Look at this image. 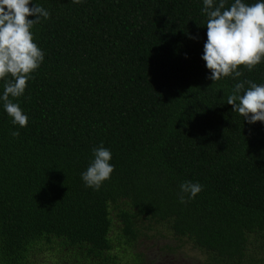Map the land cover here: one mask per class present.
Returning a JSON list of instances; mask_svg holds the SVG:
<instances>
[{
  "label": "trees",
  "instance_id": "obj_1",
  "mask_svg": "<svg viewBox=\"0 0 264 264\" xmlns=\"http://www.w3.org/2000/svg\"><path fill=\"white\" fill-rule=\"evenodd\" d=\"M37 2L51 16L18 101L27 127L0 104V261L142 264L154 229L205 264H264V122L227 103L237 82L264 83V63L208 79L203 0ZM101 144L115 170L95 190L81 173ZM184 181L204 187L181 203Z\"/></svg>",
  "mask_w": 264,
  "mask_h": 264
},
{
  "label": "clouds",
  "instance_id": "obj_2",
  "mask_svg": "<svg viewBox=\"0 0 264 264\" xmlns=\"http://www.w3.org/2000/svg\"><path fill=\"white\" fill-rule=\"evenodd\" d=\"M82 0H73L81 3ZM201 13L206 16L207 39L202 59L210 70L208 79L217 82L225 77L243 76L244 66L252 71L264 63V0H203ZM51 13L37 0H0V104L13 125L27 127L28 114L20 106L28 82L45 60V52L35 39V27ZM32 17V18H30ZM247 85V87H246ZM227 103L250 124L264 122V83L237 82L227 96ZM19 130L11 132L19 136ZM112 151L101 144L92 149V159L81 173L86 187L99 190L111 178L115 165ZM199 182L179 185L181 203L194 199L202 190ZM0 264H3L0 261Z\"/></svg>",
  "mask_w": 264,
  "mask_h": 264
},
{
  "label": "rangeland",
  "instance_id": "obj_3",
  "mask_svg": "<svg viewBox=\"0 0 264 264\" xmlns=\"http://www.w3.org/2000/svg\"><path fill=\"white\" fill-rule=\"evenodd\" d=\"M167 238L160 236L157 230H150L147 235L138 238L133 251L143 256L142 264H156L157 260L162 258L161 254L166 251L165 245L169 244L171 251H167L166 254L173 260L172 263L167 260V264H202L203 256L198 250L189 246H180L178 241L169 242Z\"/></svg>",
  "mask_w": 264,
  "mask_h": 264
},
{
  "label": "flooded vegetation",
  "instance_id": "obj_4",
  "mask_svg": "<svg viewBox=\"0 0 264 264\" xmlns=\"http://www.w3.org/2000/svg\"><path fill=\"white\" fill-rule=\"evenodd\" d=\"M167 251H171V249L170 250L166 249V251H164L163 254H161L162 258L157 260L156 264H167V260L171 261V263H172L173 259L169 255L166 254ZM163 258H164V260H163ZM202 264H205L204 260L202 261Z\"/></svg>",
  "mask_w": 264,
  "mask_h": 264
}]
</instances>
